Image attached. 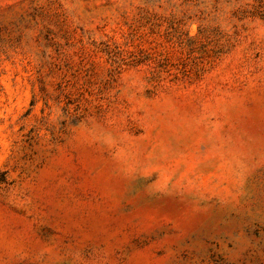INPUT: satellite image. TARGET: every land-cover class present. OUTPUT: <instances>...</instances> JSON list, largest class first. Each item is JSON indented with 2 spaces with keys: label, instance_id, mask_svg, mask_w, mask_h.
I'll list each match as a JSON object with an SVG mask.
<instances>
[{
  "label": "rangeland",
  "instance_id": "1",
  "mask_svg": "<svg viewBox=\"0 0 264 264\" xmlns=\"http://www.w3.org/2000/svg\"><path fill=\"white\" fill-rule=\"evenodd\" d=\"M0 264H264V0H0Z\"/></svg>",
  "mask_w": 264,
  "mask_h": 264
}]
</instances>
